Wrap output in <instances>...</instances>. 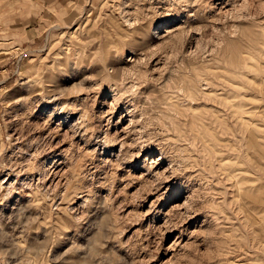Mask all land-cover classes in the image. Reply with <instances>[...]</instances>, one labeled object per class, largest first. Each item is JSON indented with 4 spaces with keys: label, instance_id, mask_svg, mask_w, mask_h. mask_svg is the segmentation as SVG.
Returning a JSON list of instances; mask_svg holds the SVG:
<instances>
[{
    "label": "rangeland",
    "instance_id": "1",
    "mask_svg": "<svg viewBox=\"0 0 264 264\" xmlns=\"http://www.w3.org/2000/svg\"><path fill=\"white\" fill-rule=\"evenodd\" d=\"M0 264H264V0H0Z\"/></svg>",
    "mask_w": 264,
    "mask_h": 264
},
{
    "label": "crops",
    "instance_id": "2",
    "mask_svg": "<svg viewBox=\"0 0 264 264\" xmlns=\"http://www.w3.org/2000/svg\"><path fill=\"white\" fill-rule=\"evenodd\" d=\"M26 8H28V7H26ZM24 11L25 10V8H20L19 10H17V14H18V16H20V17H17L20 21H22V20H25V19H27L28 17H29V14H25V13H23V12H21V13H19L20 11ZM18 19H16V20H18ZM23 22H25V21H23ZM15 29H20V26L18 25V26H16V28ZM14 34H18V33H14ZM13 34V35H14Z\"/></svg>",
    "mask_w": 264,
    "mask_h": 264
}]
</instances>
